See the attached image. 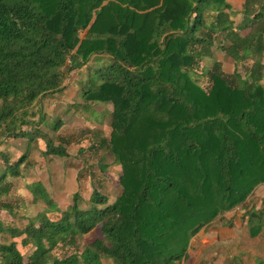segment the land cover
<instances>
[{
  "label": "trees",
  "instance_id": "trees-1",
  "mask_svg": "<svg viewBox=\"0 0 264 264\" xmlns=\"http://www.w3.org/2000/svg\"><path fill=\"white\" fill-rule=\"evenodd\" d=\"M214 47L233 60L234 84L221 60L203 64ZM263 69L264 0H0V145L43 139L42 98L72 88L103 109L92 145L114 157L121 186L115 203L94 187L86 206L76 191L61 209L42 182L29 183L43 208L22 228L0 221L12 237L0 264H178L193 236L264 184ZM74 71L83 76L68 84ZM27 152L0 166V200ZM95 227L100 236L81 249Z\"/></svg>",
  "mask_w": 264,
  "mask_h": 264
},
{
  "label": "rangeland",
  "instance_id": "rangeland-1",
  "mask_svg": "<svg viewBox=\"0 0 264 264\" xmlns=\"http://www.w3.org/2000/svg\"><path fill=\"white\" fill-rule=\"evenodd\" d=\"M233 4L239 5L235 1ZM233 17L236 22L241 18L239 15ZM244 32L247 30L245 29ZM229 50L231 53L233 52L231 47ZM212 52V58H204L203 64L209 66L217 57L219 60L223 59L222 75L228 83L234 84L236 79L232 74L233 60L216 47ZM99 63L102 64L104 61L100 60ZM239 69L243 70V68ZM82 76V72H72L68 84ZM41 104L45 121L40 124L39 129L44 135L43 139L37 137L31 144H28L27 138H9L0 145V151L7 155L6 159L0 157V166H4L5 163L13 164L14 159L28 149L27 162L19 167L22 176L15 178L8 176V180L12 182V189L8 196H4L0 200V221L5 226L22 228L29 217L36 215L43 208V203L33 201V196L27 188V185L34 181L43 183L61 209L70 207L72 195L76 191L82 198L81 206H86L94 187L108 196L109 203L116 202L121 190L118 163L105 147L96 149L92 145L93 142L102 138L99 135H103V132L97 134L98 131L96 133L93 131L94 128H100L95 118L100 117L102 121L106 119L104 114L99 116L97 112V109H103L97 107L91 111L90 107H86L87 104L81 99V95L75 94V90L72 88H66L62 92L54 94H46L42 98ZM102 104L104 110H111L110 104ZM58 120L61 124L55 130L52 124ZM26 129L31 130L29 126ZM49 140L56 145L65 146L69 155L59 157L48 153L46 142ZM101 164H105V168H102ZM261 186H263V190L259 193L260 195L264 193V184ZM252 195L256 196L254 193ZM252 195L250 194L251 197H248L249 204L244 209L236 210L237 208H235L224 213L222 218L214 219L207 227L202 228L193 236L187 256L178 264H264V201L258 204L259 198L257 197L250 200ZM3 203H8L12 211L5 209L2 206ZM249 207L252 212L254 210L263 211L257 215H247L245 209ZM238 212H242V220L236 219ZM49 216L55 218L57 213H49ZM247 219H250V222ZM229 223H235L238 229L237 227L231 229ZM257 225L260 228L259 233L252 236L250 229ZM99 236L100 231L95 227L79 239V247L82 249L85 244ZM11 239L12 237L8 233L0 234V242H8ZM71 251L72 249L69 248L67 253ZM56 253L58 256H62L63 251ZM103 264H113V262L103 260Z\"/></svg>",
  "mask_w": 264,
  "mask_h": 264
},
{
  "label": "crops",
  "instance_id": "crops-1",
  "mask_svg": "<svg viewBox=\"0 0 264 264\" xmlns=\"http://www.w3.org/2000/svg\"><path fill=\"white\" fill-rule=\"evenodd\" d=\"M230 1V3L234 6V7H236V8H240L241 7V3L244 1V0H229ZM233 1H235V3L236 4H239L238 6H236V5H234L233 4ZM225 55V54H224ZM216 59H219L218 57L216 58ZM221 61H222V64H223V59H220ZM74 93V91L72 92V94ZM71 94V93H70ZM87 122V121H86ZM88 122H89V120H88ZM96 123V122H95ZM97 124H99L100 125V123H97ZM101 126L102 125H100V128H101ZM100 128L98 127L97 128V130H98V133L97 134H99L100 132H102L101 130H100ZM102 128H103V126H102ZM94 129H96V128H94ZM104 135V134H103ZM103 135H99V137L101 136H103ZM257 187H258V190H257ZM256 188H255V190L252 192V193H254V195H256V196H253L252 195V193H251V195H252V198H250V200L252 199V200H254L256 197L257 198H259V202H258V204H261L262 203V201H264V193L263 194H259L262 190H263V186H261V184L260 185H258ZM257 195H260V196H257ZM251 197V196H250ZM246 204L244 203V208L247 206V204H249V198L246 200ZM240 207H238L236 210H238ZM250 209H251V207H249ZM261 209H262V206H261ZM264 210V209H263ZM262 210V211H263ZM255 211H257V210H255ZM262 211H258L259 213H261ZM229 212V211H228ZM235 212V211H234ZM227 213V212H226ZM234 215V214H233ZM236 219H243V215H242V212H238L237 214H236ZM236 223H237V221H235ZM234 227H237V229H238V226L234 223V224H230V228L231 229H233Z\"/></svg>",
  "mask_w": 264,
  "mask_h": 264
}]
</instances>
